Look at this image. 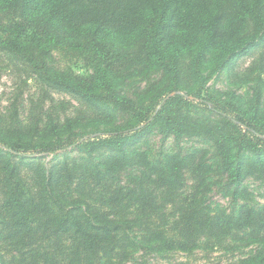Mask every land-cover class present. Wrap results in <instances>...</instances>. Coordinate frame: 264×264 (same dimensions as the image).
<instances>
[{
  "label": "trees",
  "instance_id": "obj_1",
  "mask_svg": "<svg viewBox=\"0 0 264 264\" xmlns=\"http://www.w3.org/2000/svg\"><path fill=\"white\" fill-rule=\"evenodd\" d=\"M6 61L42 95L0 118V264H264V0H0Z\"/></svg>",
  "mask_w": 264,
  "mask_h": 264
},
{
  "label": "rangeland",
  "instance_id": "obj_2",
  "mask_svg": "<svg viewBox=\"0 0 264 264\" xmlns=\"http://www.w3.org/2000/svg\"><path fill=\"white\" fill-rule=\"evenodd\" d=\"M250 62V58H242L238 65L239 68H244ZM70 66L75 72L85 73L87 68L82 61L75 59H67L64 62ZM208 85L213 90L228 91L235 90V92L246 95L251 90L245 88H238L230 86L223 74L214 76ZM41 90L36 85L34 80L27 79L25 75L17 71L11 63H0V118H9L11 115H17L20 121H25L27 115L35 109V101L41 97ZM53 98V105L57 108V111L62 115L72 116L77 110L80 109V105L74 99L63 93L51 92ZM48 100L45 101V106H50ZM14 109L15 112H14ZM171 139L165 141L166 145H171ZM160 144L159 138H154V145ZM44 159L46 162L50 159V156H46ZM249 190L252 192V197L261 201L259 193H264L263 185L250 179L247 182ZM212 199L220 201L222 204L226 203L225 199H221L218 193L212 195ZM235 254L230 252L224 253L223 250H213L206 252L204 249H197L191 253H185L180 251L171 252L163 258H149L148 264H206L208 263H225L230 260Z\"/></svg>",
  "mask_w": 264,
  "mask_h": 264
}]
</instances>
